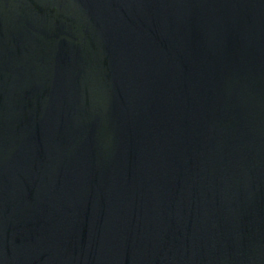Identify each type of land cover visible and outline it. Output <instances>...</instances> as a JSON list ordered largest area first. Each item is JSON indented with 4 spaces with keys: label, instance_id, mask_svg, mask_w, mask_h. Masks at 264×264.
<instances>
[{
    "label": "water",
    "instance_id": "95a60500",
    "mask_svg": "<svg viewBox=\"0 0 264 264\" xmlns=\"http://www.w3.org/2000/svg\"><path fill=\"white\" fill-rule=\"evenodd\" d=\"M0 264H264V0H0Z\"/></svg>",
    "mask_w": 264,
    "mask_h": 264
}]
</instances>
